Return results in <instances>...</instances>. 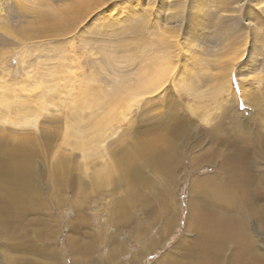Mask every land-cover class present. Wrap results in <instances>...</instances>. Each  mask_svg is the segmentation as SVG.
<instances>
[{"label":"rangeland","instance_id":"1","mask_svg":"<svg viewBox=\"0 0 264 264\" xmlns=\"http://www.w3.org/2000/svg\"><path fill=\"white\" fill-rule=\"evenodd\" d=\"M218 179L264 259V0H0V264L195 263Z\"/></svg>","mask_w":264,"mask_h":264},{"label":"bare ground","instance_id":"2","mask_svg":"<svg viewBox=\"0 0 264 264\" xmlns=\"http://www.w3.org/2000/svg\"><path fill=\"white\" fill-rule=\"evenodd\" d=\"M237 172L239 174L238 170H237ZM235 180L237 181L238 179H235ZM224 183H226V180L225 181L224 180H219L215 185L213 184L215 186V189H214V192L212 191V193L210 194V196L213 198V200L218 197L217 198V201H218L217 202V207L220 208L222 211H220V212L217 211V210L214 211V218L212 220V222H213L212 226L210 225L208 227V224H207V229H205V231L204 230L201 231L200 234H199V242L201 243L200 251L203 252V258L204 259H200L199 258L200 260L195 262V263H189V261H188V263H186V264H223L224 258H221V257H222L223 254L226 253L225 250L227 249V246L228 247L229 246L232 247V244H237L236 245L237 251H235V253L232 254L233 257L231 258V260H229V264H264V259L261 257L262 256L261 253H259L260 255H257V254H254V255H251V256L247 255L248 252L250 251V248H252V247H250V244H252L251 243L252 241H250V242L249 241L248 242H244L243 241V230H245V229H243V226H244L243 225V213H239V211H236L237 207H238V204L236 202H234V201H230L229 198H228V201L226 203L222 200V197H224L225 191L227 190L226 189V184H224ZM201 191L203 192L202 187H201ZM208 191L209 190H207L206 192H208ZM236 194H238V193H236ZM227 195H229V194H227ZM241 195L243 196V194H241ZM118 200H123L122 201L123 204H124V202L128 201V199L125 198V197L120 198ZM141 200H143V199H141ZM145 200H143L144 203L146 202ZM147 201L149 203L150 200L147 199ZM210 201H212V200H210ZM233 203H234V206H233ZM149 204H151V203H149ZM120 205L121 204L118 203V206H120ZM228 205L230 207H232V209L235 208V213L234 214L232 212H229ZM118 206H116V207H118ZM160 206L161 205H159V207ZM191 209L193 210L192 207H191ZM159 214L162 215L161 213L157 212L156 214H154V216L158 217ZM206 216L208 217L207 214H206ZM161 217L162 216H159L158 219H161ZM198 218H197V220H199ZM163 219L165 220L167 225H172L177 220L176 214H173V213H168L167 215H165L163 217ZM193 219H195V218H193ZM244 221H246V220H244ZM247 233H248L247 230H245L244 234H247ZM153 242L151 241L152 245H153ZM253 243H254V241H253ZM148 246H150V245H148ZM256 247H254V249ZM263 248H264V246H263ZM118 252H119V250H118ZM201 255H202V253H201ZM194 258H196V257H194ZM108 261H109L108 264H121V262H118V259H115V257L114 258H112V257L109 258ZM131 261L135 262L134 260H131Z\"/></svg>","mask_w":264,"mask_h":264},{"label":"crops","instance_id":"3","mask_svg":"<svg viewBox=\"0 0 264 264\" xmlns=\"http://www.w3.org/2000/svg\"><path fill=\"white\" fill-rule=\"evenodd\" d=\"M51 264H61V263H59L58 261H56V259L53 261V262H50ZM50 263H48V264H50ZM46 264V263H45Z\"/></svg>","mask_w":264,"mask_h":264}]
</instances>
